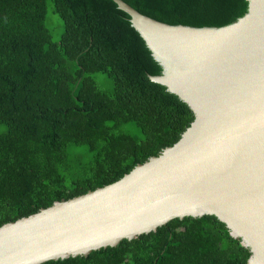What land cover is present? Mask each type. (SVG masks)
I'll return each instance as SVG.
<instances>
[{"label":"trees","instance_id":"16d2710c","mask_svg":"<svg viewBox=\"0 0 264 264\" xmlns=\"http://www.w3.org/2000/svg\"><path fill=\"white\" fill-rule=\"evenodd\" d=\"M170 25L221 28L249 0H124ZM64 22L59 42L48 7ZM113 0H0V227L121 179L174 145L191 108L149 75L163 66ZM96 73L112 80L101 90ZM213 215L174 219L116 247L44 264H248Z\"/></svg>","mask_w":264,"mask_h":264},{"label":"water","instance_id":"95a60500","mask_svg":"<svg viewBox=\"0 0 264 264\" xmlns=\"http://www.w3.org/2000/svg\"><path fill=\"white\" fill-rule=\"evenodd\" d=\"M194 113L181 138L121 179L0 227V264L89 256L174 219L213 215L264 264V0L221 28L170 25L113 0Z\"/></svg>","mask_w":264,"mask_h":264},{"label":"rangeland","instance_id":"374dc122","mask_svg":"<svg viewBox=\"0 0 264 264\" xmlns=\"http://www.w3.org/2000/svg\"><path fill=\"white\" fill-rule=\"evenodd\" d=\"M46 27L51 37V41L59 42L64 31V22L60 16L53 11L51 6H49L47 9ZM92 77L101 90L105 92L112 90V80L106 74L96 73L93 74ZM0 130H4V127H0Z\"/></svg>","mask_w":264,"mask_h":264}]
</instances>
